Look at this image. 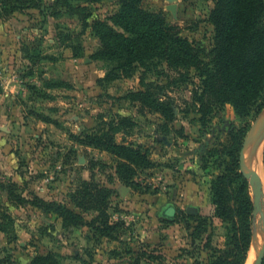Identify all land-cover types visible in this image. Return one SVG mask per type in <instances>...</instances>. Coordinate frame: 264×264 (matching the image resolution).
Returning a JSON list of instances; mask_svg holds the SVG:
<instances>
[{"label":"rangeland","instance_id":"374dc122","mask_svg":"<svg viewBox=\"0 0 264 264\" xmlns=\"http://www.w3.org/2000/svg\"><path fill=\"white\" fill-rule=\"evenodd\" d=\"M1 1L0 222L10 223L8 232L0 231L1 257L9 260L5 264H31L37 255L49 253L58 254L61 264H129L139 251L147 253L141 264H209L212 251L204 240H193L192 229L183 222L180 232L173 224L172 239L163 238L158 247L144 241L138 226L151 218L147 205L157 195L167 197L176 214V202L190 181L211 200L209 187L220 169L203 155L226 140L227 132L217 131L218 126L226 127L223 121L240 126L242 119L227 105L203 126L191 104L194 85H169L161 65H138L131 75L123 74L119 64L125 61L103 55L97 27L108 24L123 32L111 21L120 9L114 0L74 1L70 8L55 7L56 0H22L21 9L14 12L6 11ZM213 6L214 0L141 2L143 10L178 26L183 36L206 48L213 41L208 20ZM82 7L91 12L86 24L80 19ZM156 86L161 89L151 92L171 104L175 119L164 120L135 95ZM117 115L131 117L133 125L113 132L116 141L143 144L151 149L154 162L151 167H134L130 183L119 178L117 157L90 143L95 138L92 130L119 122ZM263 119L264 107L250 130ZM261 152L264 167V141ZM91 173L113 190L109 213L122 226L112 238L87 226L64 227L60 217L65 208L82 214L85 221L97 214L72 202ZM251 192L253 196L252 187ZM1 214L10 220H2ZM172 216L160 218L170 225ZM227 226L218 219L208 223L204 236L212 237L211 246L224 245Z\"/></svg>","mask_w":264,"mask_h":264},{"label":"trees","instance_id":"16d2710c","mask_svg":"<svg viewBox=\"0 0 264 264\" xmlns=\"http://www.w3.org/2000/svg\"><path fill=\"white\" fill-rule=\"evenodd\" d=\"M74 1L95 0H56L54 6L65 4L70 8ZM114 1L120 4V9L111 21L123 32L108 24H97V27L101 29L103 55L125 61L119 64L123 74L131 75L138 65H161L164 67L162 75L169 85L177 82L194 85L191 104L200 114L198 120L203 126L211 122L216 111L227 105L242 119L240 126L223 121L226 127L223 130L218 126L217 131L227 132L226 140L203 155L207 163L220 169L209 187L213 205L210 215L201 213L189 216L177 209L168 224L183 222L189 230L192 229L193 240H204L205 247L212 251L209 264H246L253 240L254 202L249 180L242 171L241 153L252 121L264 107V0H214L208 18L213 27V41L209 48L183 36L178 26L167 23L159 15L143 10L142 0ZM21 2L1 1L4 9H11V12L21 9ZM88 11L89 7L81 8L80 19L84 24L91 15ZM5 72H9V69ZM173 75H176L175 78ZM160 89V86L140 89L135 95L164 120L171 121L176 117L171 104L162 100L157 91L151 92ZM117 116L119 122H110L107 128L101 124L93 129L95 138L90 143L116 156L119 178L130 183L136 175L134 167H151L154 162L149 158L151 149L143 144L116 141L114 133L119 131L120 126L133 125L131 117ZM112 193L111 188L101 185L91 173L90 180L82 182V190L72 196V202L85 212L94 209L97 214L85 221L82 214L65 208L60 215L63 226H87L101 236L112 238L113 233L122 226V223L113 221L109 213ZM1 219L10 220V216L1 214ZM215 219L228 225L227 237L221 248L211 246L213 240L210 235L204 236L208 223ZM9 226V222H0V231L8 232ZM156 251L158 249L154 248L153 252ZM146 255V252L139 251L129 264H141ZM58 258L59 255L55 253L39 254L31 264H61ZM8 262V259L1 257L0 249V264Z\"/></svg>","mask_w":264,"mask_h":264},{"label":"crops","instance_id":"0c3cea01","mask_svg":"<svg viewBox=\"0 0 264 264\" xmlns=\"http://www.w3.org/2000/svg\"><path fill=\"white\" fill-rule=\"evenodd\" d=\"M185 191L182 193V197L178 198L176 202L178 204L177 209L188 211L194 209L197 210V213H206L209 214L213 208L211 202L207 199L204 192L199 188V185L194 181H190L188 186L185 187ZM168 198H162L161 196H154L152 202H149L147 205V213L151 215V218H147V223L139 224L138 228L142 231V238L148 244H151L153 247H158L156 244L164 243L167 240H171V231L176 229L173 224L166 225L165 222L160 218H166L168 213L172 215L175 214V209L169 210L170 207H173ZM159 214V215H158ZM173 218V216H172ZM178 226L179 232L182 229L180 223H174ZM170 226V227H169ZM170 235V236H169Z\"/></svg>","mask_w":264,"mask_h":264},{"label":"water","instance_id":"95a60500","mask_svg":"<svg viewBox=\"0 0 264 264\" xmlns=\"http://www.w3.org/2000/svg\"><path fill=\"white\" fill-rule=\"evenodd\" d=\"M264 141V119L257 121L246 136L244 148L241 155V167L244 174L248 177L253 189V202L256 218L254 223L252 245L259 252L252 264H263L264 260V182L257 170H252L250 162L254 160L256 166L259 161V153L262 151ZM245 150V153H244ZM173 208L170 207L169 210ZM197 213V210L194 209ZM172 216L171 213L166 214ZM262 238V240H260Z\"/></svg>","mask_w":264,"mask_h":264},{"label":"bare ground","instance_id":"6f19581e","mask_svg":"<svg viewBox=\"0 0 264 264\" xmlns=\"http://www.w3.org/2000/svg\"><path fill=\"white\" fill-rule=\"evenodd\" d=\"M245 153V150H244ZM252 170H257L259 172V175L262 177L263 182H264V167H263V162H262V152L260 151L259 153V161L258 165L256 166V162L252 160L250 162ZM264 210V208H263ZM261 239V238H260ZM259 252L256 251V248L254 246L251 247V250L249 252V258L247 260L248 264H252L256 256L258 255Z\"/></svg>","mask_w":264,"mask_h":264}]
</instances>
